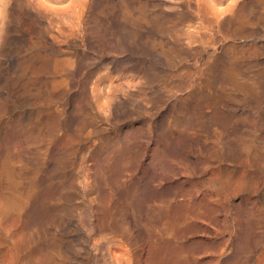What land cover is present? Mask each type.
Returning a JSON list of instances; mask_svg holds the SVG:
<instances>
[{"label": "rangeland", "instance_id": "obj_1", "mask_svg": "<svg viewBox=\"0 0 264 264\" xmlns=\"http://www.w3.org/2000/svg\"><path fill=\"white\" fill-rule=\"evenodd\" d=\"M41 1L0 28V264H264V0Z\"/></svg>", "mask_w": 264, "mask_h": 264}, {"label": "bare ground", "instance_id": "obj_2", "mask_svg": "<svg viewBox=\"0 0 264 264\" xmlns=\"http://www.w3.org/2000/svg\"><path fill=\"white\" fill-rule=\"evenodd\" d=\"M42 1H44V0H42ZM41 1V2H42ZM54 1V0H53ZM62 1V0H61ZM73 1V0H72ZM46 2V1H45ZM43 3V2H42ZM37 4H38V2H37ZM46 4H47V2H46ZM49 4V3H48ZM36 6V5H35ZM43 7V6H42ZM47 7V6H46ZM56 7V6H55ZM66 7H68V6H66ZM45 8V7H44ZM54 8V7H53ZM62 8V7H61ZM64 8V7H63ZM50 9V8H49ZM60 9V8H59ZM70 9V8H69ZM48 10V9H47ZM65 10V9H64ZM16 12V11H15ZM58 12V11H57ZM56 12V13H57ZM60 12V11H59ZM11 16V15H10ZM13 16V15H12ZM21 21H23V20H21ZM61 52V51H60ZM54 54V53H53ZM53 58V57H52ZM59 60V59H58ZM66 60V59H65ZM60 62V61H59ZM62 62V61H61ZM70 63V62H69ZM79 81V80H78ZM119 84V83H118ZM120 85V84H119ZM98 86V85H97ZM99 86H100V84H99ZM112 86V85H111ZM81 87V86H80ZM95 87V86H94ZM102 87V86H101ZM113 88V87H112ZM118 88H120V87H118ZM114 89H115V87H114ZM81 91V90H80ZM117 91H118V89H117ZM92 92V91H91ZM106 92H108V90L106 91ZM113 94V93H112ZM101 95V94H100ZM76 97H78V96H76ZM150 98V97H149ZM153 98V97H152ZM204 98V97H203ZM76 100V99H75ZM59 101V100H58ZM102 101V100H101ZM104 102V101H103ZM227 102V101H226ZM100 103V102H99ZM200 103V102H199ZM214 106H216V105H214ZM99 107V106H98ZM218 107V106H217ZM66 112V111H65ZM97 113V112H96ZM216 114V113H215ZM216 116V115H215ZM77 124V123H76ZM42 134V133H41ZM61 140V139H60ZM59 149H60V147H59ZM62 154V153H61ZM18 187V186H17ZM17 187H16V189H17ZM22 189V188H21ZM6 190V189H5ZM2 199H4V201H5V206H2V207H0V210L1 211H6L7 210V208L11 205V203H12V201H13V198H11V197H6V196H2ZM187 200V199H186ZM191 200H192V198H191ZM175 202V201H174ZM191 202V201H190ZM189 206V205H188ZM189 211V210H188ZM177 216V215H176ZM180 219V218H179ZM219 243V242H218ZM259 245V244H258ZM169 250V249H168ZM170 252V251H169ZM218 258V257H217Z\"/></svg>", "mask_w": 264, "mask_h": 264}, {"label": "clouds", "instance_id": "obj_3", "mask_svg": "<svg viewBox=\"0 0 264 264\" xmlns=\"http://www.w3.org/2000/svg\"><path fill=\"white\" fill-rule=\"evenodd\" d=\"M8 6V0H0V28L3 27V22L5 19V9Z\"/></svg>", "mask_w": 264, "mask_h": 264}]
</instances>
